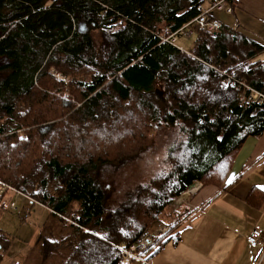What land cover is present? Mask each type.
Returning <instances> with one entry per match:
<instances>
[{
  "label": "trees",
  "instance_id": "16d2710c",
  "mask_svg": "<svg viewBox=\"0 0 264 264\" xmlns=\"http://www.w3.org/2000/svg\"><path fill=\"white\" fill-rule=\"evenodd\" d=\"M210 1L0 0V215L14 197L47 210L25 264H132L121 249L166 222L149 261L176 236L171 203L196 182L223 187L246 137L264 132V106H239L209 67L264 93V47L225 21L198 29L191 21ZM186 24L190 49L162 40ZM159 126L178 127L169 171L107 209L98 168ZM10 244L0 230V263Z\"/></svg>",
  "mask_w": 264,
  "mask_h": 264
},
{
  "label": "crops",
  "instance_id": "0c3cea01",
  "mask_svg": "<svg viewBox=\"0 0 264 264\" xmlns=\"http://www.w3.org/2000/svg\"><path fill=\"white\" fill-rule=\"evenodd\" d=\"M232 1L230 12H211L213 20L225 21L264 47V0ZM262 54L264 50L259 55L264 59ZM190 202L175 238L162 245L149 264H264V132L246 137L223 187L198 182ZM254 229L262 233L257 245L247 240Z\"/></svg>",
  "mask_w": 264,
  "mask_h": 264
},
{
  "label": "rangeland",
  "instance_id": "374dc122",
  "mask_svg": "<svg viewBox=\"0 0 264 264\" xmlns=\"http://www.w3.org/2000/svg\"><path fill=\"white\" fill-rule=\"evenodd\" d=\"M193 23L197 25L196 22ZM187 28L189 27L187 26ZM193 42L194 36L189 38L180 34L176 36V43L183 49L191 48ZM261 56L264 57V54ZM51 74L67 83L66 76L54 70L51 71ZM62 94L73 100L68 91H64ZM177 136L178 127L176 126L174 128L155 127L148 142L136 153L119 164H107L98 168L95 174L96 181L105 191L107 209L114 210L123 204L131 203V200H136L137 191L141 192L149 182L164 176L169 171L172 159L170 149L173 155V142ZM197 186L198 182L190 186L171 203L169 211L171 210V213L176 211V218L169 214L168 221L179 219L190 208V200L196 192ZM10 196L11 194L5 197L3 206L8 205ZM11 201L15 202L16 207L11 208L10 203L0 215V230L8 233L11 238L10 247L5 252L0 264H25L27 261L29 263L30 247L33 244L37 228L47 216V210L39 204H31V201L27 199L14 197ZM26 206L29 207L26 208ZM164 228L170 229L169 224L156 220L146 229L142 239L151 236L154 242L159 235L167 232H162Z\"/></svg>",
  "mask_w": 264,
  "mask_h": 264
},
{
  "label": "built area",
  "instance_id": "2783aa9c",
  "mask_svg": "<svg viewBox=\"0 0 264 264\" xmlns=\"http://www.w3.org/2000/svg\"><path fill=\"white\" fill-rule=\"evenodd\" d=\"M199 14L194 17L191 22H196L198 29H206L208 31L216 30L220 27V23L217 20H209L208 16L213 11L225 10L227 12L231 11V5L227 0H213L207 4L198 5ZM189 24V23H188ZM179 28L176 32L171 34L167 38H163V41L171 43L172 45L178 47L175 44L176 35L180 34L185 37H189L192 34V30L187 28V25ZM180 48V47H178ZM219 75L221 79V85L225 88L232 89L236 91V101L241 107H248L250 105L264 106V93L251 85H249L244 79L235 76L231 72L210 66ZM11 206L15 207L14 202H11ZM164 228L162 232L167 231ZM262 233L261 231L254 229L247 237L248 242L251 245H257L260 242ZM153 245V239L151 236L141 239L137 244H132L128 248H122V259L123 261L135 260L140 264H149L145 260L146 249Z\"/></svg>",
  "mask_w": 264,
  "mask_h": 264
}]
</instances>
